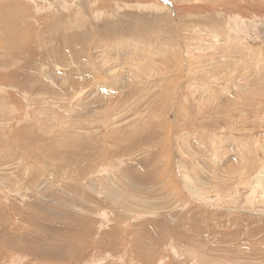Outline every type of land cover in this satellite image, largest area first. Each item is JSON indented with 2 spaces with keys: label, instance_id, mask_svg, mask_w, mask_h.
<instances>
[{
  "label": "rangeland",
  "instance_id": "1",
  "mask_svg": "<svg viewBox=\"0 0 264 264\" xmlns=\"http://www.w3.org/2000/svg\"><path fill=\"white\" fill-rule=\"evenodd\" d=\"M0 264H264V0H0Z\"/></svg>",
  "mask_w": 264,
  "mask_h": 264
},
{
  "label": "bare ground",
  "instance_id": "2",
  "mask_svg": "<svg viewBox=\"0 0 264 264\" xmlns=\"http://www.w3.org/2000/svg\"><path fill=\"white\" fill-rule=\"evenodd\" d=\"M6 1H10V2H11L12 0H6ZM17 8H18V7H12V9H15L16 11H17ZM127 16H128V15H127ZM129 19H130V18H129ZM68 24H69V23H68ZM9 44H10V43H9ZM29 45H30V44H29ZM21 46H22V45H21ZM22 48H23V47H22ZM9 76H10V75H9Z\"/></svg>",
  "mask_w": 264,
  "mask_h": 264
},
{
  "label": "crops",
  "instance_id": "3",
  "mask_svg": "<svg viewBox=\"0 0 264 264\" xmlns=\"http://www.w3.org/2000/svg\"><path fill=\"white\" fill-rule=\"evenodd\" d=\"M12 2H14V0H12ZM15 3H16V1H15ZM16 7H18V6H16Z\"/></svg>",
  "mask_w": 264,
  "mask_h": 264
}]
</instances>
